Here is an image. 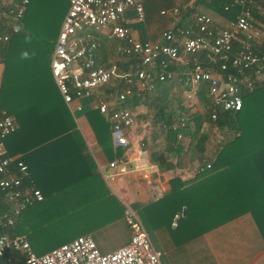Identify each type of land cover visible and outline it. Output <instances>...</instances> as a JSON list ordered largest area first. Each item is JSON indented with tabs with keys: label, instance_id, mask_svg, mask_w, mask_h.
I'll use <instances>...</instances> for the list:
<instances>
[{
	"label": "trees",
	"instance_id": "obj_1",
	"mask_svg": "<svg viewBox=\"0 0 264 264\" xmlns=\"http://www.w3.org/2000/svg\"><path fill=\"white\" fill-rule=\"evenodd\" d=\"M188 1L141 0L144 20L130 26L137 29L143 39L157 42L160 40V32L170 25V20L160 15L161 10L176 6L182 17L201 6L205 11L225 20L232 18L237 11V7L230 6L229 0H196L193 9L185 7ZM67 6L66 0H30L18 23V32L1 47L3 70L0 110L5 111L15 124L14 132L3 140V145L8 156L16 157L26 165L29 178L43 197L40 203L22 211L13 228L6 232L9 235H24L36 255L46 253L65 242L56 241L53 237L55 233H62L66 235L64 238L71 239L103 228L108 223L121 220L123 216V205L109 193L102 178L96 173L95 163L86 150L73 117L60 97H54L57 90L54 83L50 80L45 85L44 79L40 78L33 85L34 77L26 81L24 75L38 73L44 67ZM254 19L264 33V15L254 13ZM155 21L162 30L157 28ZM4 32L0 28V34ZM91 41L96 43L97 66L106 70L114 68L117 74L128 71L130 61L116 52L118 40L91 33ZM257 49L264 51V35ZM171 69L179 71L177 67ZM43 75L44 70L38 74L39 77ZM166 83H156L151 92L133 96L122 105L131 112L134 106L145 105L148 116L156 117L150 123L151 132L156 127V138L154 142L150 141L149 147L144 146L149 163L161 171L178 169L181 175L190 176L183 180L178 175L173 177L169 181L170 192L166 196L155 195L146 203L137 202L129 207L136 213L148 234L161 230L174 245L200 242L203 233L243 213H250L255 221L258 210L240 206L242 204L239 200L243 198L238 191L237 180L228 175L236 171L237 161L224 158L225 165L222 166V155L228 156V148L233 150L231 156L237 157V147H241L252 136L254 117L258 119L262 114L252 111L251 98L256 89H263L264 86L255 84L251 91H242V107L239 111L219 113L216 120L211 121L208 83H202L195 94L199 110L188 115L186 127L181 131L189 141L184 150L182 144L176 141L175 134L167 128L170 117L165 113L172 109L168 106L167 93L162 90ZM121 86L119 80L104 85L100 88L102 94L99 98L112 97L114 89ZM182 88L187 90L185 86ZM40 92L45 94L42 98L32 95ZM180 110L184 111V108ZM85 117L104 158L107 161L121 158L124 151L120 148L113 150L106 117L97 108L86 112ZM209 127L225 129L229 137L231 135L235 138L222 150L219 141L216 146L217 156L210 163V168L205 169L206 147L211 137ZM228 138L226 134L223 140L228 141ZM162 142L163 149L158 151ZM249 149L242 152L246 156L244 159L252 157L253 149ZM51 158H56V161ZM225 166L226 170L223 169ZM199 168H203L202 171ZM4 208L0 207V211ZM182 208H185V214L181 217ZM176 215L178 220L171 227ZM256 224L263 236L261 228L264 225ZM0 264H4L3 260H0Z\"/></svg>",
	"mask_w": 264,
	"mask_h": 264
},
{
	"label": "built area",
	"instance_id": "obj_2",
	"mask_svg": "<svg viewBox=\"0 0 264 264\" xmlns=\"http://www.w3.org/2000/svg\"><path fill=\"white\" fill-rule=\"evenodd\" d=\"M29 1L0 0V28L5 30L0 34V45L18 32ZM66 1L67 10L50 60L57 92L72 112L73 100L93 93L101 95V87L119 80L121 88L114 89L110 101L99 98L96 108L106 117L116 146L125 150L137 146L133 152L107 162L104 170L98 168L106 183L134 175L152 189L159 172L156 165L149 163L142 139L130 136L136 115L122 105L125 101L151 92L156 83L175 81L185 86L184 98L191 101V106L168 114L171 121L167 128L178 142L184 139L181 131L188 115L199 110L195 94L202 83H208L209 116L214 121L219 113L239 111L241 92L251 91L264 76V51L257 49L264 33L254 19V13L264 15V0H229L237 11L223 22L197 8L182 17L176 6L161 10L160 15L169 19L170 25L157 42L139 38L128 27L144 20L141 0ZM195 1L189 0L185 7L193 9ZM91 33L118 40L116 52L130 61L128 71L117 74L114 68L106 70L95 64L96 43L91 41ZM175 67L179 71L171 69ZM14 128L12 118L1 112L0 199L8 207L0 211V260L4 264H160L161 252L152 246L145 227L128 205H124L123 220L130 233L129 242L109 253H100L89 236H79L36 255L25 236L9 235L6 230L14 226L19 214L43 199L29 178L26 165L6 154L3 140ZM209 168L210 163H206L205 169ZM151 193L162 196L165 190L159 187Z\"/></svg>",
	"mask_w": 264,
	"mask_h": 264
},
{
	"label": "crops",
	"instance_id": "obj_3",
	"mask_svg": "<svg viewBox=\"0 0 264 264\" xmlns=\"http://www.w3.org/2000/svg\"><path fill=\"white\" fill-rule=\"evenodd\" d=\"M208 14H210L211 16L212 15L215 16L211 12H209ZM217 18L219 19L218 22H223L225 20L218 16ZM128 27L131 29L132 32L134 33L138 32L137 29L132 28L130 25ZM141 36L142 35L140 34V36L138 37L142 38ZM2 46L3 45H0V83H1V75H2V70H3V66L1 64L2 62L1 47ZM51 54L46 57L45 65L38 73H29V74L24 73L26 77V81L33 79L31 78L33 76L34 77L33 82H32L33 85L36 82V80L40 78L44 79L45 85H47L50 82V80L52 83H54L52 81V76L50 73ZM42 70H44V75L39 77L38 74L42 72ZM256 86H259V87L264 86V76L261 77L256 82ZM162 88H163L162 90H164L167 93L168 106L170 109H172L170 111H167L165 115L168 116L169 113H174L177 110L181 111L180 110L181 108L185 109L186 107L191 106V101L184 98L185 90L182 88L180 84H177L175 81H172V82L166 83L164 87ZM100 91L101 90H99V92ZM37 92L35 91V93ZM32 95H34V97L36 96V97L42 98L45 94L43 92H40L37 95L35 94H32ZM50 95L51 93L48 94V97H50ZM55 95L56 96L54 97L56 99L57 98L59 99L60 95L57 92V90H56ZM99 97H100V93L99 95L93 93L88 97H84L79 100H73L71 103V108H74V110L72 112L69 110V108L65 104L64 105L67 111L73 117V121L75 123L76 129L79 131L82 137L86 150L88 151V153L90 154V157L95 163L96 173L100 175L98 168H101L102 170H104L106 168L107 162L109 161H107L104 158V156L100 152L99 147L96 145L92 130L89 127L88 122L85 117L86 112L96 108V102L99 99ZM41 100L44 101V99H41ZM48 100H51V99H48ZM106 100L110 101V97L107 98ZM251 103H252V111L255 113L259 111L262 114V117L260 116L258 119L254 117L255 119L253 120L251 124L252 136L250 138H247V140L243 142V145L240 144L241 147L239 146L237 147V153H238L237 157L231 156V153L233 150L225 147L227 143L233 139V137L235 138V136L232 137L230 135L229 137V134L226 132L225 129L216 130L213 127H209L211 137H210L209 144L206 147V160L207 161L205 163H212V161L215 160L217 156L216 146L219 145V141L221 140V144H222L221 150L223 148H226L227 150L226 154L228 155V156L222 155L223 157L222 166L225 165L224 158L225 159L229 158V160L231 161L233 160L237 161L236 171L231 172L228 175H230L229 176L230 178L235 177V179L237 180L238 191L239 193H241L240 194L241 198H243L239 200L240 203L242 204L240 206L258 210V212L256 213V220L255 221L253 220L250 213H243L237 216L236 218L214 228V230L212 229L210 231L203 233V235L200 236V242L194 241L191 243H184V244L182 243L179 245L172 244L168 235L161 230H155L152 232V234L147 233L152 246L156 250L161 252L160 264H198L196 261H194L195 257L200 258L201 264H237L236 263L237 258H243V260L245 261V262H240V264H264V235L262 236L256 224V223H259L260 225H264V88L256 89L253 92ZM76 106L79 107L78 110L75 109ZM110 106L113 107L112 103H110ZM147 110L148 109L146 108L145 105L134 106V111H132V113H134L135 115L137 114V112H140V113H138V116H136L135 124L130 131V136L132 137V139H142L143 143L145 144V147H149L150 141L154 142V139L156 138V135H154V133L150 131V126L148 123L151 117H152L151 123H153L156 120V117L155 119H153V116L149 117ZM1 112L5 113V111L3 110H0V113ZM170 121H171V118H170ZM136 128H138V130L135 132L134 130ZM155 128L156 127H154V129ZM226 134H227V138L229 137L228 141L223 140ZM236 136H238V133H236ZM109 139H110V143L112 145L113 150L116 148L123 149L124 154H129L131 151L133 152L137 148V146L134 144L132 145L130 149L125 150L124 148L116 146V142L112 140L111 135ZM159 141H161L160 138H159ZM63 143L65 142H61V144ZM163 143L164 142H162L161 145L159 144L158 151H161L163 149L162 147ZM250 147L251 149H253V154L251 155L252 157L251 158L248 157L244 159L246 156L242 155L243 154L242 152L246 149H249ZM186 148L187 146L186 147L183 146L184 150ZM53 150H60V148H54ZM63 159L65 160V156L63 157ZM51 160L56 161V158H51ZM197 166L198 165H195V167ZM226 168H227L226 166L223 167V169L225 170ZM180 173L181 172L178 169H175L173 171L159 170L158 176L154 177L153 180L156 183V185H158L156 186L157 188L160 187L165 190V195L163 196H166L170 192L169 181L173 177L178 175L180 180H183L185 177L190 176V174L181 175ZM123 179H125L129 187H125L121 184V189H122L123 194L126 196V199L129 201L128 203H130V205L133 203H137V202L146 203L147 201H149V198H150L149 196L151 194V191L148 188H145L142 184H140L136 176L127 175V176H124ZM102 181L104 185L106 186V188L108 189L107 183L103 179ZM32 184H33V181H32ZM75 188L77 187H74V189ZM108 191L116 200H118L110 192L109 189ZM121 204L123 205V212H124V205H127V204L123 202ZM2 206L5 207L4 210L8 209V207L0 199V207ZM29 209L31 208L29 207ZM180 216H181V213H180ZM177 220H178V216L176 215L174 216L172 220L171 227H174ZM113 226H117V230H113ZM226 226L228 228H224ZM261 230L264 232V228H261ZM113 234H114V237H118L121 239V242L118 243L120 245H115V247L113 248H105L103 244L104 243L103 237L106 238L107 235L112 236ZM80 236H89L92 240L94 238L95 240H93V242L96 245L97 249L100 246L101 250L103 251L101 252L102 254L109 253L127 244L130 239V233L124 223L123 216L121 220H118L114 223H108L103 228H99L95 231H92L88 233L87 235L85 234V235H80ZM77 237H71V239H68L67 237L66 238L61 237L55 240L58 242L60 241L68 242ZM96 239L100 241H96ZM228 240L229 242L233 240L232 248H230L228 244ZM205 245L207 246V248H205ZM208 252H210L209 255H208ZM201 257H204V260H202ZM209 257L211 258L210 262H207V258Z\"/></svg>",
	"mask_w": 264,
	"mask_h": 264
},
{
	"label": "rangeland",
	"instance_id": "obj_4",
	"mask_svg": "<svg viewBox=\"0 0 264 264\" xmlns=\"http://www.w3.org/2000/svg\"><path fill=\"white\" fill-rule=\"evenodd\" d=\"M176 1H178V0H176ZM197 9L198 10H203L204 12H207V11H205L201 6H198L197 7ZM207 13H209V12H207ZM162 18V17H161ZM212 18L215 20V21H218L219 19L217 18V16H213L212 15ZM163 19V18H162ZM155 23H156V26H157V28L158 29H160V30H162V28H161V26L159 25V23L158 22H156L155 21ZM133 23H130V25H132ZM161 33V32H160ZM136 35L137 36H140V33L139 32H137L136 33ZM112 83V82H111ZM82 99V98H81ZM138 113H140V112H137V114H136V116H138ZM152 118V117H151ZM151 118L149 119V121H148V123H149V126H150V123H151ZM153 119H155V116H153ZM138 130V128H136L134 131L136 132ZM140 131V130H139ZM154 135H156V131L154 130ZM181 142V144H183V146L184 147H186V146H188V144H189V141H188V138H185V139H183L182 141H180ZM124 177H120V178H117L116 180H114V181H108L107 182V186H108V189L110 190V192L122 203H125V204H127L128 206L130 205V203H128L129 201L126 199V196L123 194V192H122V189H121V184L123 185V186H125V187H129L128 186V183L125 181V179H123ZM139 181V180H138ZM120 182V183H119ZM139 183L140 184H142L143 185V183H141L140 181H139ZM144 186V185H143ZM156 186H158V185H156V183L155 182H153L152 183V185H151V188L152 189H149L150 191H152V190H154V189H156L157 187ZM145 187V186H144ZM146 188V187H145ZM152 195V196H151ZM153 196H155V194H150V198L149 199H151ZM224 228H228L227 226L226 227H224ZM113 230H117V226H113ZM214 230V229H213ZM73 231V230H72ZM71 231V232H72ZM115 234V233H114ZM114 234L112 235V236H110V235H107V237L105 238V237H103L104 238V246H105V248H113V247H115V245H120V244H118V243H120L121 242V239L120 238H118V237H114ZM66 235H64V234H62V233H58V234H54L53 235V237L55 238V239H57V238H61V237H65ZM93 240H95L94 238H93ZM96 241H100V240H98V239H96ZM102 241V240H101ZM123 241V240H122ZM232 243H233V240H231V242H229V240H228V244H229V246H230V248H232L233 246H232ZM50 246V245H49ZM49 248V247H48ZM105 248H103V249H105ZM205 248H207V246L205 245ZM98 251L101 253V252H103L102 250H101V248H100V246H99V248H98ZM199 252H201V251H199ZM210 254V252H208V255ZM167 259V258H166ZM201 259L202 260H204V257H201ZM210 257L209 258H207V262H210ZM194 261H196L198 264H201L200 263V258L199 257H195L194 258ZM233 262V261H232ZM240 262H245L244 260H243V258H237V264H240Z\"/></svg>",
	"mask_w": 264,
	"mask_h": 264
},
{
	"label": "water",
	"instance_id": "obj_5",
	"mask_svg": "<svg viewBox=\"0 0 264 264\" xmlns=\"http://www.w3.org/2000/svg\"><path fill=\"white\" fill-rule=\"evenodd\" d=\"M184 214H185V208H182V210H181V217L184 216Z\"/></svg>",
	"mask_w": 264,
	"mask_h": 264
}]
</instances>
